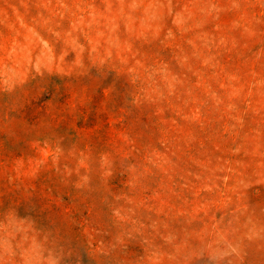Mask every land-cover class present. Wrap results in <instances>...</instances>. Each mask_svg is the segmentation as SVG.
<instances>
[{"label": "rangeland", "instance_id": "rangeland-1", "mask_svg": "<svg viewBox=\"0 0 264 264\" xmlns=\"http://www.w3.org/2000/svg\"><path fill=\"white\" fill-rule=\"evenodd\" d=\"M36 77L102 117L0 168V264H264V0H0V102Z\"/></svg>", "mask_w": 264, "mask_h": 264}, {"label": "trees", "instance_id": "trees-1", "mask_svg": "<svg viewBox=\"0 0 264 264\" xmlns=\"http://www.w3.org/2000/svg\"><path fill=\"white\" fill-rule=\"evenodd\" d=\"M44 78L36 77L35 81L27 85L31 92L25 96L21 105L12 106L9 97L0 102V168H8L9 164L19 158L27 161L29 156L35 154L34 144L38 142L50 146L53 150L64 151L63 159L66 161H71L75 143L81 142L84 150L89 144L88 131L92 129L95 119L101 118L102 115L97 112L89 113L86 103L81 100L72 101L71 79H61L50 85L39 86L48 80ZM98 100L96 98L93 101L95 107L98 106ZM12 124H17L18 127L12 128ZM23 127L26 135L22 131ZM18 142L21 148L17 146ZM91 147L92 144H89L90 150ZM63 159L61 166L67 165L63 163ZM52 162L45 165L51 168L46 169L45 180L36 179L30 192L36 193L39 200L52 211L68 213L74 217L73 192L79 191L75 188L77 182L73 183L71 188L65 186L66 173H62L63 168L55 167ZM117 169L120 172L121 168ZM55 174H59V177L56 178ZM20 183L25 187L22 181Z\"/></svg>", "mask_w": 264, "mask_h": 264}]
</instances>
